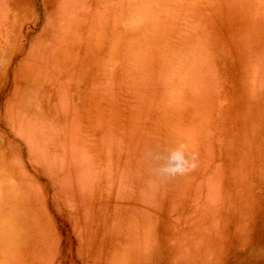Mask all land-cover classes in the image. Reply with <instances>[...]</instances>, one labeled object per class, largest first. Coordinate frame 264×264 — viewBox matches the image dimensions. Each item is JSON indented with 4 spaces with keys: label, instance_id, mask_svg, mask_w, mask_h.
Here are the masks:
<instances>
[{
    "label": "rangeland",
    "instance_id": "obj_1",
    "mask_svg": "<svg viewBox=\"0 0 264 264\" xmlns=\"http://www.w3.org/2000/svg\"><path fill=\"white\" fill-rule=\"evenodd\" d=\"M0 264H264V0H0Z\"/></svg>",
    "mask_w": 264,
    "mask_h": 264
},
{
    "label": "clouds",
    "instance_id": "obj_2",
    "mask_svg": "<svg viewBox=\"0 0 264 264\" xmlns=\"http://www.w3.org/2000/svg\"><path fill=\"white\" fill-rule=\"evenodd\" d=\"M179 158V157H178ZM194 166V165H193Z\"/></svg>",
    "mask_w": 264,
    "mask_h": 264
}]
</instances>
